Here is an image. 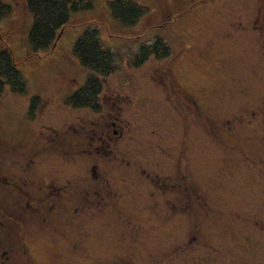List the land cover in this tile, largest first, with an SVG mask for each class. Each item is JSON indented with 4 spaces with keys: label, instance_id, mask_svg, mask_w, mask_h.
<instances>
[{
    "label": "rangeland",
    "instance_id": "374dc122",
    "mask_svg": "<svg viewBox=\"0 0 264 264\" xmlns=\"http://www.w3.org/2000/svg\"><path fill=\"white\" fill-rule=\"evenodd\" d=\"M4 1L26 91L0 95V264H264V0H133L134 23L96 0L41 54ZM93 28L101 111L65 102Z\"/></svg>",
    "mask_w": 264,
    "mask_h": 264
},
{
    "label": "trees",
    "instance_id": "16d2710c",
    "mask_svg": "<svg viewBox=\"0 0 264 264\" xmlns=\"http://www.w3.org/2000/svg\"><path fill=\"white\" fill-rule=\"evenodd\" d=\"M26 14H31L32 25L29 31V41L34 54L57 49V43L63 41V29L71 20V14H78L81 11H88L94 8L96 0H24ZM113 1L111 15L123 21L129 20L134 23L138 16L144 12V7L133 0ZM122 5V6H121ZM13 6L10 3L0 0V21L11 15ZM123 20V21H122ZM13 28V27H12ZM20 29L14 28L17 33ZM7 39V37H6ZM12 41V40H11ZM6 40L7 45L0 39V95L6 86H9L17 93H25L26 80L23 72L18 66L11 46L12 42ZM63 43V42H62ZM158 43V40L157 42ZM10 46V47H8ZM150 50L158 51L157 44ZM73 55L78 62L86 80L82 87L67 97L65 102L73 107L91 108L94 111H101L100 96L103 91V84L99 75L107 74L113 69V51L104 46L100 32L97 28L85 29L77 38L73 46ZM149 50L142 47L135 56L134 62H145ZM45 54V53H44ZM49 54V53H48ZM40 96L36 95L30 105V114H36L40 105Z\"/></svg>",
    "mask_w": 264,
    "mask_h": 264
}]
</instances>
